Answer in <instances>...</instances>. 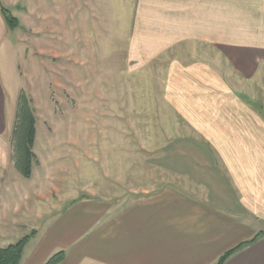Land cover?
<instances>
[{
    "label": "crops",
    "instance_id": "0c3cea01",
    "mask_svg": "<svg viewBox=\"0 0 264 264\" xmlns=\"http://www.w3.org/2000/svg\"><path fill=\"white\" fill-rule=\"evenodd\" d=\"M0 3H30L33 31L50 39L49 49L38 50V41L35 49L55 59L54 45L65 42L71 64L79 51L93 53L88 37L102 43L107 33L127 32L128 60L137 69L153 65L161 80L160 92L143 95L151 101L146 115L168 133L158 163L170 180L119 205L94 190L74 197L70 188L68 198L57 176L33 186L26 183L32 171L19 181L11 175L20 172L13 159L16 113L8 124L0 82V245L34 230L20 264H41L58 250L59 264H213L261 232L223 264H264V0ZM7 30L0 11V45ZM74 31L88 33L87 49L78 48Z\"/></svg>",
    "mask_w": 264,
    "mask_h": 264
},
{
    "label": "rangeland",
    "instance_id": "374dc122",
    "mask_svg": "<svg viewBox=\"0 0 264 264\" xmlns=\"http://www.w3.org/2000/svg\"><path fill=\"white\" fill-rule=\"evenodd\" d=\"M22 1L25 5L28 2ZM29 4L7 7L18 25L7 30L8 42L0 45V82L6 93L8 124L17 111L21 94L27 98L35 118L32 180H24L16 170L11 175L33 186L47 175L57 176L68 188V198L72 194L87 196L94 190L96 196H106L117 205L170 183L158 163L168 133L161 131L159 121L157 126L152 123L156 117L146 115L151 101L143 95L161 91L157 69L153 65L137 69L128 60L127 32L122 39L107 33L102 43L88 37L93 53L79 51V59L73 64L66 61L67 45L60 40L54 45L58 57H47L43 45L49 49L50 39L43 35L44 31H33V10ZM74 33L78 34V48L87 49L84 42L88 33ZM35 41L42 52L35 49ZM115 47L118 51L121 48V52L112 51ZM78 62L84 67L76 66ZM132 93L138 98L131 100ZM135 108L136 112L130 110ZM14 120L15 115L12 126Z\"/></svg>",
    "mask_w": 264,
    "mask_h": 264
},
{
    "label": "trees",
    "instance_id": "16d2710c",
    "mask_svg": "<svg viewBox=\"0 0 264 264\" xmlns=\"http://www.w3.org/2000/svg\"><path fill=\"white\" fill-rule=\"evenodd\" d=\"M0 11L6 25L12 29L18 25L17 19L9 13V9L0 3ZM14 125V152L13 159L16 167L24 177H28L31 172V164L34 158L32 152L35 137V118L27 98L21 94L17 105ZM31 230L28 234L19 238L16 242L0 247V264H20L23 248L26 242L34 234ZM261 232L247 241H242L237 245L227 249L213 264H223L224 261L234 252L243 246L253 242ZM64 259V251L58 250L52 253L41 264H59Z\"/></svg>",
    "mask_w": 264,
    "mask_h": 264
}]
</instances>
